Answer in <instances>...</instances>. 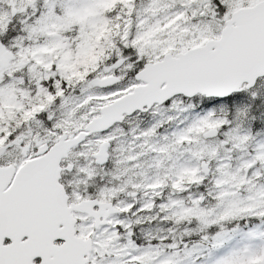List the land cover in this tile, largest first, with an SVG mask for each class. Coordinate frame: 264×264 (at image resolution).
Segmentation results:
<instances>
[{
	"label": "snow or ice",
	"instance_id": "1",
	"mask_svg": "<svg viewBox=\"0 0 264 264\" xmlns=\"http://www.w3.org/2000/svg\"><path fill=\"white\" fill-rule=\"evenodd\" d=\"M0 264H264V0H0Z\"/></svg>",
	"mask_w": 264,
	"mask_h": 264
}]
</instances>
